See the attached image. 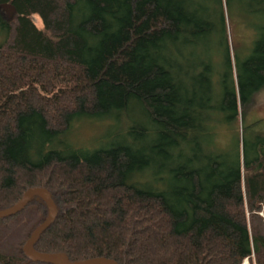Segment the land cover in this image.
Returning <instances> with one entry per match:
<instances>
[{
	"label": "trees",
	"instance_id": "obj_1",
	"mask_svg": "<svg viewBox=\"0 0 264 264\" xmlns=\"http://www.w3.org/2000/svg\"><path fill=\"white\" fill-rule=\"evenodd\" d=\"M0 211L45 189L34 248L71 262L264 264V0H0ZM40 19L42 26L36 23ZM252 35L247 58L237 26ZM246 51V52H247ZM242 59V60H241ZM222 114V119L216 118ZM113 123L90 151L79 123ZM242 124L234 150L219 129ZM0 220V264L49 216Z\"/></svg>",
	"mask_w": 264,
	"mask_h": 264
},
{
	"label": "rangeland",
	"instance_id": "obj_2",
	"mask_svg": "<svg viewBox=\"0 0 264 264\" xmlns=\"http://www.w3.org/2000/svg\"><path fill=\"white\" fill-rule=\"evenodd\" d=\"M3 12L8 16L7 10H3ZM36 23L40 27L42 26L40 19H36ZM230 33H235L233 47H236L240 50L242 59L247 58L250 55L248 54L247 49L252 46V35L245 32L244 29L240 27V25L239 27L237 26L234 29H230ZM254 98V104L251 108V111H249L247 122H245V127H248V125L255 123V121L263 123L257 125L255 127V130L253 129L254 132L251 131L249 135L247 134V138L249 140L254 139L256 135L259 136L261 134H264V89L260 91ZM217 117H219V119H222L223 115L221 113H218L216 115V118ZM110 123L111 122L107 123L106 121L100 123L94 120H92V122L87 121L84 123H79V125L76 126L75 130L70 136V143L78 148L82 147L90 151H93L94 149L97 150L103 145L102 143H105V141H109L111 138L113 123ZM242 124L243 123L240 124L238 122V124H232L229 128L226 127V129H219L218 142L225 148V150H227V152L234 150L237 133H241ZM261 215L264 216L263 213H261ZM243 264L252 263L248 259Z\"/></svg>",
	"mask_w": 264,
	"mask_h": 264
},
{
	"label": "water",
	"instance_id": "obj_3",
	"mask_svg": "<svg viewBox=\"0 0 264 264\" xmlns=\"http://www.w3.org/2000/svg\"><path fill=\"white\" fill-rule=\"evenodd\" d=\"M14 5L7 3V5L0 6L3 10H7L8 17L12 19L13 15H15L16 10ZM24 196L21 197L20 201L12 207H8L6 210L0 211V220L13 217L20 213L27 205L29 204L31 198L40 197L44 202H46V207L49 209V216L46 218V221L38 227L32 234L30 240L25 244L24 252L27 258L37 262H49L51 264H118L116 261L106 258H95V259H85L84 261L79 262H71L66 254L64 253H53L49 254L42 253L36 251L34 248V244L40 239L43 233L48 229L54 222V218H56V207H54V203L51 200L49 194H47L45 189L34 188L29 189Z\"/></svg>",
	"mask_w": 264,
	"mask_h": 264
}]
</instances>
